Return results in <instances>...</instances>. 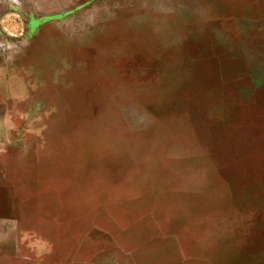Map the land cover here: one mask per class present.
I'll return each instance as SVG.
<instances>
[{"label":"rangeland","instance_id":"rangeland-1","mask_svg":"<svg viewBox=\"0 0 264 264\" xmlns=\"http://www.w3.org/2000/svg\"><path fill=\"white\" fill-rule=\"evenodd\" d=\"M0 264H264V0H0Z\"/></svg>","mask_w":264,"mask_h":264}]
</instances>
